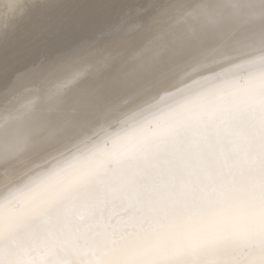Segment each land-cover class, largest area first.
Returning a JSON list of instances; mask_svg holds the SVG:
<instances>
[{"label":"bare ground","instance_id":"1","mask_svg":"<svg viewBox=\"0 0 264 264\" xmlns=\"http://www.w3.org/2000/svg\"><path fill=\"white\" fill-rule=\"evenodd\" d=\"M149 3L97 0L64 28L0 53V101L12 100L0 103V122L22 125L0 162V192L29 176L33 191H45L63 175L72 145L53 143L70 119L63 96L89 66L60 58L102 32L81 13L128 21ZM150 99L163 118L134 136L97 127L93 168L53 192L73 193L65 211L74 225L0 246V264H264V94L239 97L188 73ZM20 147L30 151L16 160Z\"/></svg>","mask_w":264,"mask_h":264},{"label":"clouds","instance_id":"2","mask_svg":"<svg viewBox=\"0 0 264 264\" xmlns=\"http://www.w3.org/2000/svg\"><path fill=\"white\" fill-rule=\"evenodd\" d=\"M96 2L0 0V53L64 28L78 9ZM84 18L102 32L60 58L69 68L78 60L89 66V74L64 93L70 119L53 139L72 145L63 154L65 170L45 191H33L29 176L0 192V246L6 249L47 227L74 225L75 218L65 211L73 193L52 194L93 168L98 157L88 149L99 140L95 129L134 136L148 121L163 118L166 110L150 97L179 76L191 73L204 85L224 86L239 97L264 94V0H150L144 16L128 21L94 12L81 13ZM23 91L17 86L13 98L22 99ZM0 103L8 107L12 100ZM0 120L6 121L2 111ZM21 126L0 122V162H8ZM29 151L20 147L14 159H24Z\"/></svg>","mask_w":264,"mask_h":264},{"label":"water","instance_id":"3","mask_svg":"<svg viewBox=\"0 0 264 264\" xmlns=\"http://www.w3.org/2000/svg\"><path fill=\"white\" fill-rule=\"evenodd\" d=\"M106 143H107V144H110L108 141H104V144H106ZM55 168H56V167H55ZM53 169H54V168H53ZM53 169H51V170H53Z\"/></svg>","mask_w":264,"mask_h":264}]
</instances>
